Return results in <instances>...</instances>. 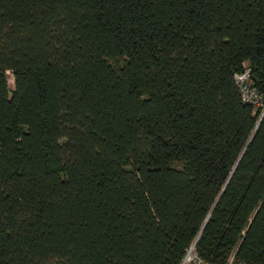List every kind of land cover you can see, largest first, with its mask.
Returning <instances> with one entry per match:
<instances>
[{
	"label": "trees",
	"instance_id": "1",
	"mask_svg": "<svg viewBox=\"0 0 264 264\" xmlns=\"http://www.w3.org/2000/svg\"><path fill=\"white\" fill-rule=\"evenodd\" d=\"M192 244L264 264V0H0V264Z\"/></svg>",
	"mask_w": 264,
	"mask_h": 264
},
{
	"label": "built area",
	"instance_id": "2",
	"mask_svg": "<svg viewBox=\"0 0 264 264\" xmlns=\"http://www.w3.org/2000/svg\"><path fill=\"white\" fill-rule=\"evenodd\" d=\"M236 87L241 95L244 102L251 104L254 108L262 107V99L258 92L251 88L250 83V73L249 70H244L241 73H236L233 76ZM180 264H206L200 260L195 252V246L191 245L181 261ZM228 264H234L231 262Z\"/></svg>",
	"mask_w": 264,
	"mask_h": 264
},
{
	"label": "rangeland",
	"instance_id": "3",
	"mask_svg": "<svg viewBox=\"0 0 264 264\" xmlns=\"http://www.w3.org/2000/svg\"><path fill=\"white\" fill-rule=\"evenodd\" d=\"M7 77H8V84H9V88H10V90H12L13 89V78H12V76H11V74L10 73H7ZM259 108V107H258ZM192 245H194V244H192ZM231 262V258H230V260H229V263Z\"/></svg>",
	"mask_w": 264,
	"mask_h": 264
},
{
	"label": "water",
	"instance_id": "4",
	"mask_svg": "<svg viewBox=\"0 0 264 264\" xmlns=\"http://www.w3.org/2000/svg\"><path fill=\"white\" fill-rule=\"evenodd\" d=\"M209 217V216H208ZM195 244V243H194Z\"/></svg>",
	"mask_w": 264,
	"mask_h": 264
}]
</instances>
